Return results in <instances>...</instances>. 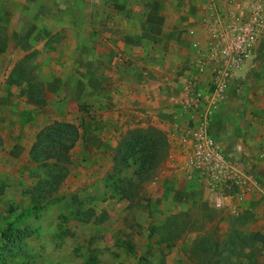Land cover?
I'll use <instances>...</instances> for the list:
<instances>
[{
    "label": "crops",
    "instance_id": "obj_1",
    "mask_svg": "<svg viewBox=\"0 0 264 264\" xmlns=\"http://www.w3.org/2000/svg\"><path fill=\"white\" fill-rule=\"evenodd\" d=\"M255 8L263 10L258 41L231 68L232 79L216 99L214 66L200 74L198 63L209 62L208 46L222 26L249 17ZM1 28L8 36L0 45V66L10 64L0 74L6 79L2 87L23 96L22 116L59 111L71 123L90 110L103 122L96 130L86 119L84 129L101 141L156 127L169 144L161 192L214 203L215 194L182 169L180 136L200 119L187 106L188 88L196 82L211 110V133L247 175L244 183L220 184L223 208L254 214L252 226L264 235V0H0ZM25 63L22 86L10 83ZM30 78L42 85V107L21 94Z\"/></svg>",
    "mask_w": 264,
    "mask_h": 264
},
{
    "label": "rangeland",
    "instance_id": "obj_2",
    "mask_svg": "<svg viewBox=\"0 0 264 264\" xmlns=\"http://www.w3.org/2000/svg\"><path fill=\"white\" fill-rule=\"evenodd\" d=\"M7 36V29L1 28L0 45ZM0 67V74L8 72L10 64ZM22 68L27 70L26 63ZM5 80L0 75V264H195L192 246L197 238L210 235L214 243L229 232L244 243L230 240L235 246L228 258L219 243V263L209 264H264V242L253 238L256 233L264 236L252 226L254 214L225 212L212 201L192 200L179 191L163 194L159 180L169 150L152 179L137 185V166L114 161L116 146L128 130L116 136L117 142L88 134L84 120L96 130L103 122L96 112L87 111L85 119L73 117L79 137L67 160L44 155L33 159L30 150L37 133L56 121L70 120L59 111L22 116L21 108L27 107L23 96L4 92ZM129 189L127 199L123 190ZM33 197L43 208L23 217ZM174 215L190 222L189 231L167 247L151 228ZM12 229L19 230L20 238L7 245L5 236Z\"/></svg>",
    "mask_w": 264,
    "mask_h": 264
},
{
    "label": "trees",
    "instance_id": "obj_3",
    "mask_svg": "<svg viewBox=\"0 0 264 264\" xmlns=\"http://www.w3.org/2000/svg\"><path fill=\"white\" fill-rule=\"evenodd\" d=\"M3 49L4 46L2 48L0 47V52ZM22 65L23 64H20L16 69L17 77L11 76L9 79L10 83L22 86V80L26 79L27 74V70L22 68ZM26 86L25 89L21 90V94L25 95L27 93L29 103L42 107L45 103V98L41 83L30 78L27 79ZM78 137L79 129L75 124L56 121L37 133L30 154L35 160L41 155H44L45 159L56 158L57 161L62 159L67 160L68 153L76 145ZM168 150V140L166 134L162 130L156 127L131 129L120 139L115 149L114 161L115 163L122 164H129V162L132 161V164L137 166L134 172L138 180L137 185H141L152 179L155 170L165 159ZM56 188L57 186L53 187L52 190L54 191ZM130 193V189L123 190V196L127 199H130ZM33 201L34 203H32L29 212L26 214L23 213V217H29L30 214H35L43 208L39 205V199L33 197ZM95 221L97 223H102L103 219L97 218ZM189 224L190 222L186 218L184 219L179 215H174L169 217L163 224L153 226L151 232L159 235V244L172 247L189 231ZM9 231L10 233L5 236L7 245L14 243L15 240H19L20 238L19 230L12 229ZM253 238H258L260 241L264 242V236L260 233H256ZM233 239H237L238 243H244L234 232L232 234L229 232L227 238L221 241L217 239L214 243L210 235L197 238L192 246V255L195 257V264L219 263L217 262L216 256H221L222 252L225 250H227L225 253L228 258L229 256L227 253L230 254V252H232L231 248L235 246V243H230V240ZM219 243L223 245V249L222 252L218 253ZM9 251L7 250V252ZM223 262L226 263L225 260Z\"/></svg>",
    "mask_w": 264,
    "mask_h": 264
},
{
    "label": "built area",
    "instance_id": "obj_4",
    "mask_svg": "<svg viewBox=\"0 0 264 264\" xmlns=\"http://www.w3.org/2000/svg\"><path fill=\"white\" fill-rule=\"evenodd\" d=\"M263 10L255 8L247 18L224 25L215 40L208 46L209 62L201 59L198 73L213 65L215 75L213 94L216 99L232 79L231 68L240 66L252 46L258 41L262 26ZM217 78V79H216ZM187 106L199 114L200 119L193 121L180 136L181 153L185 156L182 169L194 184L204 185L215 194L214 206L224 207L225 196L217 193L221 183L243 181L247 175L224 155L210 129L209 115L204 98L197 90L196 82L188 88ZM244 183V181H243Z\"/></svg>",
    "mask_w": 264,
    "mask_h": 264
}]
</instances>
